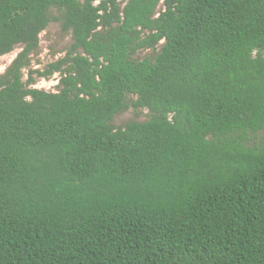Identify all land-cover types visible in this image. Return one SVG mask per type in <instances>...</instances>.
Returning <instances> with one entry per match:
<instances>
[{"label": "trees", "instance_id": "obj_1", "mask_svg": "<svg viewBox=\"0 0 264 264\" xmlns=\"http://www.w3.org/2000/svg\"><path fill=\"white\" fill-rule=\"evenodd\" d=\"M52 21L69 49L23 80ZM17 45L0 264H264V0H0ZM129 106L149 118L113 126Z\"/></svg>", "mask_w": 264, "mask_h": 264}, {"label": "rangeland", "instance_id": "obj_2", "mask_svg": "<svg viewBox=\"0 0 264 264\" xmlns=\"http://www.w3.org/2000/svg\"><path fill=\"white\" fill-rule=\"evenodd\" d=\"M123 5V2H121ZM162 6H157V11ZM71 44V35L69 32L62 31L58 22L52 21L47 27L39 34L38 47L30 53L28 66L23 70V80H26L29 70L43 69L48 63L56 61L63 57ZM22 45H17L15 48L2 56H0V75L4 72L6 67L21 50ZM155 52L151 49H140L134 54V58L143 59L144 57L153 58ZM35 76V75H34ZM59 74L53 73L49 77L35 76V80L30 86L42 89L49 92L57 90ZM134 96L128 95L127 100L134 99ZM149 118V113L145 108L134 109L131 106L125 110L115 114L112 118V125L122 126L128 121H145Z\"/></svg>", "mask_w": 264, "mask_h": 264}]
</instances>
